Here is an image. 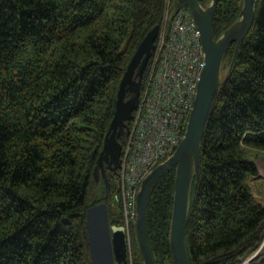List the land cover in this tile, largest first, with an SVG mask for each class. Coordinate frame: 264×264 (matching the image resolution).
Instances as JSON below:
<instances>
[{
    "label": "trees",
    "instance_id": "16d2710c",
    "mask_svg": "<svg viewBox=\"0 0 264 264\" xmlns=\"http://www.w3.org/2000/svg\"><path fill=\"white\" fill-rule=\"evenodd\" d=\"M203 7L211 0H197ZM176 0H0V264H91L85 214L108 207L123 225L119 175L93 182L120 80L137 46ZM243 0H218V38ZM223 81L189 191V264H236L260 245L264 205L253 195L264 153V0ZM152 68L150 59L141 86ZM228 75V76H227ZM130 127V125H129ZM119 142L124 145L126 137ZM175 169L154 183L147 229L155 264H173L169 234ZM131 264H143L129 228Z\"/></svg>",
    "mask_w": 264,
    "mask_h": 264
},
{
    "label": "water",
    "instance_id": "95a60500",
    "mask_svg": "<svg viewBox=\"0 0 264 264\" xmlns=\"http://www.w3.org/2000/svg\"><path fill=\"white\" fill-rule=\"evenodd\" d=\"M176 1L170 10L169 20L180 6L188 9L200 32L204 66L179 146L170 158L146 175L137 191L134 231L143 264H155L148 241L146 215L151 190L157 179L172 168L175 169V174L170 218V252L173 264H189L185 227L190 184L193 176L198 173L200 143L213 102L219 87L227 78L223 81L220 78L222 59L227 49L234 44L229 75L255 18L256 0H243L239 19L217 38L213 31V19L218 0H211L206 7L201 6L197 0ZM158 34L159 27L155 26L145 35L132 55L118 86L112 118L92 173L94 183L103 182L106 195L110 191L107 171L117 175L120 168L122 144L119 139L128 135L130 122L139 104L141 78L154 53ZM85 218L91 264H127L128 245L125 231L121 227L111 226L107 205L99 203L91 206L87 209Z\"/></svg>",
    "mask_w": 264,
    "mask_h": 264
},
{
    "label": "built area",
    "instance_id": "2783aa9c",
    "mask_svg": "<svg viewBox=\"0 0 264 264\" xmlns=\"http://www.w3.org/2000/svg\"><path fill=\"white\" fill-rule=\"evenodd\" d=\"M200 32L187 8L167 19L155 41L152 68L122 147L120 199L127 245L135 222L136 195L142 180L170 158L187 125L204 66Z\"/></svg>",
    "mask_w": 264,
    "mask_h": 264
},
{
    "label": "rangeland",
    "instance_id": "374dc122",
    "mask_svg": "<svg viewBox=\"0 0 264 264\" xmlns=\"http://www.w3.org/2000/svg\"><path fill=\"white\" fill-rule=\"evenodd\" d=\"M166 19H168V15H167ZM164 24H166V20H165ZM164 24H163V26L160 27L159 32L164 27ZM149 76H150V73H149ZM146 82H147V79L145 81V84H146ZM144 85H143V87H144ZM141 91H142V89L140 88V94H141ZM130 132H131V126L129 127V132H128V135L126 136V140L129 137ZM255 164L257 167L258 176L254 181L251 182L250 187L252 189L253 195L256 198V200L264 205V153H258L257 159L255 160ZM118 174L120 175V168L118 170ZM118 182L120 183V177H119V181H117V184H118ZM99 184L103 185V182H100ZM131 261L132 260H131L130 244H128V262H127V264H131ZM236 264H264V235L262 237V241H261L260 245L257 246L252 251H250L249 253H247L246 255H244L243 257H241L240 260Z\"/></svg>",
    "mask_w": 264,
    "mask_h": 264
},
{
    "label": "flooded vegetation",
    "instance_id": "af4514ba",
    "mask_svg": "<svg viewBox=\"0 0 264 264\" xmlns=\"http://www.w3.org/2000/svg\"><path fill=\"white\" fill-rule=\"evenodd\" d=\"M108 173L113 176V177H117L119 174L117 173V175L114 172L108 171Z\"/></svg>",
    "mask_w": 264,
    "mask_h": 264
},
{
    "label": "bare ground",
    "instance_id": "6f19581e",
    "mask_svg": "<svg viewBox=\"0 0 264 264\" xmlns=\"http://www.w3.org/2000/svg\"><path fill=\"white\" fill-rule=\"evenodd\" d=\"M140 96H141V94H140ZM122 147H123V145H122Z\"/></svg>",
    "mask_w": 264,
    "mask_h": 264
}]
</instances>
